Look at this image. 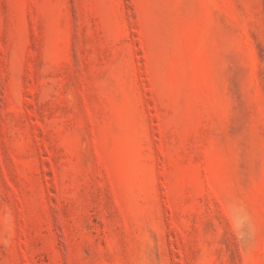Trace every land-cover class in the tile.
<instances>
[{
  "label": "rangeland",
  "instance_id": "obj_1",
  "mask_svg": "<svg viewBox=\"0 0 264 264\" xmlns=\"http://www.w3.org/2000/svg\"><path fill=\"white\" fill-rule=\"evenodd\" d=\"M0 264H264V0H0Z\"/></svg>",
  "mask_w": 264,
  "mask_h": 264
}]
</instances>
